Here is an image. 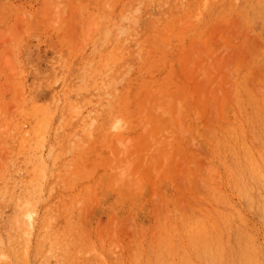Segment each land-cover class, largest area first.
Masks as SVG:
<instances>
[{
    "label": "rangeland",
    "instance_id": "1",
    "mask_svg": "<svg viewBox=\"0 0 264 264\" xmlns=\"http://www.w3.org/2000/svg\"><path fill=\"white\" fill-rule=\"evenodd\" d=\"M245 148L264 157V0H0V264H264Z\"/></svg>",
    "mask_w": 264,
    "mask_h": 264
},
{
    "label": "bare ground",
    "instance_id": "2",
    "mask_svg": "<svg viewBox=\"0 0 264 264\" xmlns=\"http://www.w3.org/2000/svg\"><path fill=\"white\" fill-rule=\"evenodd\" d=\"M62 52H60L59 53V56H60V54H61ZM58 55V54H57ZM69 55V54H68ZM72 55H70V57H71ZM61 57V56H60ZM59 57V58H60ZM66 58V57H65ZM69 58V57H68ZM100 58V57H99ZM99 58H98V60H99ZM67 59V58H66ZM74 59V57H72V59H71V61ZM83 59H84V57H83ZM83 59H80V60H83ZM95 59V58H94ZM69 60V59H68ZM97 60V59H96ZM57 61V60H56ZM59 61V60H58ZM64 61H65V59H64ZM63 61V62H64ZM70 61V60H69ZM66 62V61H65ZM63 63L62 65H66V63ZM79 62V61H78ZM88 62H89V60H88ZM71 63V62H70ZM70 63H68V64H70ZM77 63V62H76ZM90 63H91V67H87V62H86V66H83L84 67V71H87V72H84L83 71V69H82V71L84 72L83 74H82V76L83 77H86V76H88V77H92V76H94L97 72H98V70H99V67H97V65H98V63L97 62H95V60L93 61V59L90 61ZM55 64H57V63H55ZM73 64V63H72ZM79 66V65H78ZM85 67L87 68L86 70H85ZM65 68V67H64ZM72 68V67H71ZM89 68H91V69H89ZM61 69H62V67H61ZM80 71V70H79ZM68 72V71H67ZM72 72V71H71ZM69 73H70V71H69ZM65 118V117H64ZM64 118H62V122H64L63 120H64ZM51 119V118H50ZM66 119V118H65ZM67 121H68V119H67ZM51 122H53L52 120H51ZM65 123H68L69 124V122H65ZM73 124V123H72ZM53 125V124H52ZM57 126H58V124H57ZM61 126V125H60ZM70 126V125H69ZM55 128H56V126H55ZM62 128V127H61ZM47 130V129H46ZM45 130V133H44V135L47 137V135H48V130L46 131ZM52 130V129H51ZM57 130H59V127H57L56 128V131ZM234 131H235V129H234ZM232 134H233V132H232ZM236 134V133H235ZM58 135V134H57ZM50 136H48L47 138H49ZM234 138V137H233ZM237 139V138H236ZM258 141V140H257ZM248 145V144H247ZM41 147H43V142H40V143H35V146H33L32 147V151H27V152H23V151H20V154L21 155H23V156H21V160H19L20 161V163H24V167H25V170H26V174H25V178H23V179H26V181H27V183H26V181H25V185H23L24 186V188L26 189H24L28 194L27 195H25V196H27V198H30V200L29 199H27V200H29V201H27L28 202V204H29V202L31 203V204H33V206H35L36 205V202H38V198L36 199V201L34 200V197L36 196L35 194V191H33L32 192V188L34 187L35 189H37V193H38V197H40V193L42 192L43 193V191H42V189H41V184L40 183H37L36 184V182L38 181V179H39V177L41 178L42 177V175L43 174H45V172L40 176L38 173V167L36 166V164H34V168H32V169H29L28 171H27V169H28V166H29V164H31V163H33L38 157H39V153H42V151L41 150H43V148L41 149ZM245 147V146H244ZM52 148H55V145H54V147H52ZM247 148V147H246ZM246 148L245 149H243V152H241L242 153V155H243V161L242 160H240V163H239V167L237 166V168H238V175L236 176L237 177V183L235 182V187H236V191H237V194L239 195V198H240V201H241V203L239 202V206H242L245 202H246V207L247 208H250V209H260V210H262V209H264V201L263 200H261L259 197H258V195H257V192H258V194H259V192H261V186H263L264 187V173H263V171H261L260 169H259V167H258V169L257 168H255V166H254V168H252V165H253V163L254 162H256V163H260L261 161H264L263 159H264V157L263 156H261V155H258V157H255L254 155H255V153H254V155H252L251 154V156H250V153H249V148H248V150H246ZM41 149V150H40ZM251 152V151H250ZM252 153V152H251ZM261 153V152H260ZM262 154V153H261ZM253 156V157H252ZM240 158V157H239ZM246 158H248V159H250L251 161H253V162H251V163H249V161L246 159ZM236 161V160H235ZM262 164V163H261ZM21 165V164H20ZM260 166V165H259ZM262 166H264V165H262ZM235 167H236V165H235ZM41 169V168H40ZM236 169V168H235ZM264 169V168H263ZM40 172H41V170H40ZM45 176V175H44ZM10 177H11V175H10ZM13 178V177H12ZM19 178V177H18ZM18 178H16L17 180H18ZM14 179V178H13ZM13 179H12V181H13ZM15 180V179H14ZM43 180V179H42ZM10 181H11V179H10ZM22 181V180H21ZM15 183H17V182H15ZM19 183V182H18ZM23 183V182H22ZM42 183V182H41ZM16 185H18V184H16ZM14 186V185H13ZM22 186V185H21ZM20 186V187H21ZM23 186H22V188H23ZM3 188L1 189L2 190V192L0 193V201H3L2 199H8V198H10L9 197V190L10 189H12L11 187H9V183H4L3 184V186H2ZM17 187V186H16ZM1 188V187H0ZM19 188V187H18ZM43 188V187H42ZM13 190L15 191V189H14V187H13ZM19 190H20V188H19ZM18 191V190H17ZM20 192H21V190H20ZM25 192V193H26ZM10 193H12V192H10ZM16 193V192H15ZM18 194H19V192H17ZM22 193V192H21ZM14 194V193H13ZM17 194V195H18ZM44 194V193H43ZM16 195V194H15ZM34 195V197H33V200H32V196ZM31 196V197H30ZM45 196V195H44ZM43 196V197H44ZM13 197H14V195H13ZM23 197H24V195H23ZM37 197V196H36ZM42 197V196H41ZM228 197V196H227ZM16 199H17V197H15ZM20 198V197H19ZM22 198V197H21ZM25 198V197H24ZM50 198V197H49ZM222 198V197H221ZM220 198V199H221ZM226 198V197H225ZM238 198V199H239ZM245 198L247 199H249V200H245ZM217 199V198H216ZM223 199V198H222ZM18 200V199H17ZM218 200V199H217ZM227 200V199H226ZM5 201V200H4ZM14 201V200H13ZM19 201V200H18ZM225 201V200H224ZM229 201V200H228ZM8 202V201H7ZM26 201H25V203H27ZM216 202V201H215ZM227 202V201H226ZM6 203V202H5ZM11 204H12V202H10ZM15 203V202H14ZM17 203V202H16ZM23 203V202H22ZM21 203V204H22ZM52 203V202H51ZM222 203V202H221ZM224 203V202H223ZM238 203V202H237ZM20 204V203H19ZM226 204V203H225ZM227 204H229L232 208H238L237 207V205L235 204V203H228L227 202ZM1 205H3V203H1ZM8 205V204H7ZM18 205V204H17ZM52 205V204H51ZM221 205V204H220ZM14 205L12 204V207H13ZM16 206V205H15ZM20 206H23V204L22 205H20ZM52 206H55V204L54 205H52ZM56 206L58 207V205L56 204ZM217 206H219V204L217 205ZM3 207V206H2ZM25 207H27L26 205H25ZM227 207V206H226ZM243 207V206H242ZM20 209H22V207H19ZM28 208L30 209H33V207H31L30 205H28ZM2 209V208H1ZM26 209V208H25ZM30 209V211L32 212V210ZM35 209V208H34ZM47 209V208H46ZM54 209V208H53ZM58 209V208H57ZM62 209V208H61ZM5 210H6V208H5ZM230 210V209H229ZM7 211V210H6ZM30 211H28V214H27V216L29 217V220L34 216V215H32L31 216V212ZM37 211V210H36ZM238 211V210H237ZM3 212V211H2ZM8 212V211H7ZM21 212V211H20ZM24 212V211H23ZM30 212V213H29ZM33 212H35L34 210H33ZM50 212V211H49ZM53 212V211H52ZM56 212H58V211H56ZM65 212V211H64ZM228 212V211H227ZM232 212V211H231ZM245 212V211H244ZM25 213H27V212H25ZM230 213V212H229ZM228 213V214H229ZM20 214V213H19ZM45 215H47L46 213H44ZM49 214V213H48ZM65 214V213H64ZM227 214V215H228ZM233 214V213H232ZM7 215V214H6ZM10 215V214H9ZM14 215V214H13ZM24 215V214H23ZM50 215V214H49ZM234 215V214H233ZM243 215V214H242ZM262 215V214H261ZM22 216V215H21ZM35 216H36V213H35ZM43 216V215H42ZM53 216V215H52ZM238 216H240L241 217V214H239ZM264 216V215H263ZM9 217H11V216H4V214L3 213H0V226H4V228H5V232H6V234H8V236H9ZM67 217V216H66ZM230 217V216H229ZM228 217V218H229ZM235 217V216H234ZM37 218H39V215H38V217ZM43 218V217H42ZM47 218V217H46ZM64 218V220L66 219L65 218V216L63 217ZM227 218V217H226ZM22 219V218H21ZM49 219V218H48ZM225 219V218H224ZM223 219V220H224ZM232 219H234L233 218V216H232V218H231V220ZM264 219V218H263ZM38 220V219H37ZM52 220H53V218H52ZM71 220H73V218L71 219ZM228 220V219H227ZM227 220H226V224H227ZM245 220V219H244ZM244 220H243V222H244ZM24 221V219L22 220V222ZM25 221H26V218H25ZM36 221V220H35ZM34 221V222H35ZM46 221V220H45ZM66 221V220H65ZM74 221V220H73ZM72 221V224L74 223ZM38 222V221H37ZM67 222V221H66ZM65 222V224L67 225L66 227H69V225L67 224ZM68 222H70L69 220H68ZM228 222H230V221H228ZM237 222V221H236ZM43 223V222H42ZM47 223H50V221L49 222H47ZM221 223H223V222H221ZM234 223V222H233ZM229 224V223H228ZM236 224V223H235ZM23 225H26V223H24L23 222ZM33 225V224H32ZM74 225H75V223H74ZM74 225H73V227H74ZM225 225V224H224ZM230 225V224H229ZM237 225V224H236ZM63 226V225H62ZM26 227H28V225L26 226ZM65 227V226H64ZM65 227V228H66ZM70 227H72V225H70ZM195 227V226H194ZM241 227V226H240ZM30 228V227H29ZM189 228V227H188ZM188 228H187V233H188ZM196 228V227H195ZM243 228V227H242ZM192 229V228H191ZM190 229V231H192ZM4 230V229H3ZM68 230V229H67ZM198 230V229H197ZM17 231L19 232L20 230L19 229H17ZM195 232H196V230H195ZM3 233V232H2ZM22 233V232H21ZM199 233H201L200 231H199ZM1 234V233H0ZM19 234V233H18ZM243 234V233H242ZM21 235V234H20ZM192 235V234H191ZM244 235H245V233H244ZM0 236H2V235H0ZM188 236V235H187ZM4 237H5V234H4ZM19 237V236H18ZM14 239H17V236H14L13 237ZM20 238V237H19ZM19 238H18V245L15 247V251H17L16 252V257H19V258H22L23 256L26 258V255H24L23 253H25V252H23L22 254H23V256H22V254H21V251H23V249L25 248L26 249V246L24 245L23 246V248L21 247L22 245H20L19 244ZM22 238V237H21ZM195 238V237H194ZM250 238V237H249ZM2 239V238H1ZM5 239V238H4ZM8 239V238H7ZM6 239V240H7ZM10 239V238H9ZM9 239H8V241H9ZM251 239V238H250ZM193 240H195L194 242H196L197 243V240L196 239H193ZM3 240H1L0 241V244H2L1 242H2ZM191 241V243H193L194 244V242L192 241V240H190ZM200 241H201V239H200ZM11 242V241H10ZM9 242V243H10ZM14 243V242H13ZM16 244V243H15ZM197 245V244H196ZM4 246V248H6L8 251H9V244H8V242H7V244H6V242H5V244L3 245ZM194 246V245H193ZM0 247H1V245H0ZM39 248V247H38ZM41 248V247H40ZM196 248H198L197 246H196ZM11 249V248H10ZM48 249V248H47ZM50 250H53V249H50ZM197 250H199V249H197ZM15 251H14V253H15ZM13 252V251H12ZM39 252V251H38ZM51 252V251H50ZM55 252H56V250H55ZM37 253V252H36ZM49 253V252H48ZM52 253V252H51ZM58 253V252H57ZM7 253H5L4 255H6ZM46 254H47V252H46ZM46 254H44L43 256L44 257H46ZM40 255V254H39ZM41 255H42V253H41ZM50 253H49V257H50ZM59 255H62V254H59ZM9 256V255H8ZM42 256V257H43ZM52 256V255H51ZM39 257V256H38ZM37 257V258H38ZM48 257V256H47ZM53 257V256H52ZM55 257H59V256H55ZM64 257H66V256H64ZM60 258H62V257H60ZM67 258V257H66ZM66 258H65V260H66ZM46 259V258H45ZM45 259H43V261L45 260ZM47 259H50V258H47ZM48 261V260H47ZM59 262V261H58ZM48 263V262H47ZM62 263H66L65 261L64 262H62ZM44 264H45V262H44ZM52 264V263H51ZM54 264H56V263H54ZM58 264V263H57Z\"/></svg>",
    "mask_w": 264,
    "mask_h": 264
}]
</instances>
